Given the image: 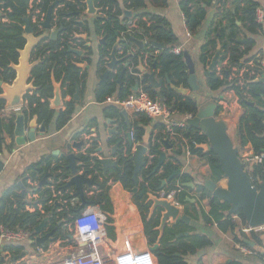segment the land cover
Instances as JSON below:
<instances>
[{"label": "trees", "instance_id": "16d2710c", "mask_svg": "<svg viewBox=\"0 0 264 264\" xmlns=\"http://www.w3.org/2000/svg\"><path fill=\"white\" fill-rule=\"evenodd\" d=\"M4 1V2H3ZM0 2V80L4 83L11 84L16 79V72L12 69L13 64H18L19 52L26 46L24 38L25 18L29 17L34 28L35 35L41 36L44 30L39 25L34 23L33 17L38 14V17L47 15L49 7L55 0H34L33 8L28 14L30 0H3ZM53 14L52 24L59 28L64 27V31L59 35L57 40H44L40 43L33 53V62L40 61L35 67L32 79L36 88L32 94L26 97L27 105L22 113L27 121L38 116L39 121L43 123H51L54 116H58L57 130L64 128L75 114V93L81 87H85L87 72L82 71L77 65L81 62H91L92 48L87 47L85 42L75 40V36L88 33V25L77 23L78 14L86 11L84 0H58ZM232 1V9L226 10V5ZM126 9L132 10L135 17L132 22L136 23V28L130 29L127 22L122 23L119 17L122 14L119 0H95V6L100 10L99 16L95 21V30L97 35L103 37L105 42L100 46L101 59L99 63V72L106 73L107 62L110 59V53L120 40L117 50V58L125 59L129 64V69L124 72L121 83L119 75L126 66H119L116 73H112L106 81H102L96 89V97L98 102H106L110 97L117 94L120 100L125 99L135 87L138 81L140 86L148 93L154 101H163L173 111L182 115L191 114L194 117L199 112V102L195 97H184L177 94L172 87L189 88V75L184 59V51L181 56L171 53L172 49L179 47L178 39L173 32L171 25L164 18L152 13H144L143 11L152 6L155 8H165L168 6V0H123ZM216 6L220 20L215 26L208 31L205 38V43L201 46L199 61L206 70L211 63L218 46H221L222 60L220 62L221 72L217 70L211 73L206 81L207 88L211 92L219 90L233 91L239 99V103L243 108V114L238 124V141L240 148H245L247 145L253 147L254 154L264 153V83L254 82L256 76L250 77L249 74H244V86L237 85L238 79L232 78L234 68L236 74L247 68L257 74L262 71L257 63V55H252L257 41L256 37L262 33L263 25L258 22V11L260 4L255 0H180V7L184 15L185 24L191 35L196 36L206 20L208 8ZM39 12V13H38ZM7 18L9 23L2 22L3 18ZM40 19V18H39ZM226 20L227 24H223ZM240 23V25H238ZM73 41V42H72ZM136 41L143 42L144 49H138ZM244 41V42H243ZM77 43L87 52V58H80L78 55L69 52L70 43ZM163 44V50L157 49L154 44ZM135 50V51H134ZM160 51L155 57L153 54ZM148 55V66L151 72H155L157 79L164 82L165 86L161 89L152 88L145 77H139L135 74H140L138 67L140 63L145 61V56ZM224 63L226 65L222 66ZM253 63L254 67L249 64ZM155 67V68H154ZM167 79L170 84L166 86ZM53 80L62 83L63 97L72 98L71 101L65 103V110H52L50 101L54 98ZM140 87V88H141ZM1 93V90H0ZM254 103V106L250 105ZM5 110V102L0 100V155L5 147L4 135L6 133L14 135L15 121L17 113L12 112L8 122L2 117L1 112ZM115 114H120L119 108H113ZM221 108L218 106L217 116ZM139 120L133 125L134 143L139 145L143 143L145 136V127L151 126L152 119L146 115H137ZM158 130L156 138L149 145V155H153L152 164L146 169L148 157L145 156V166L141 170L139 177H143L141 188L147 187L151 192H160L162 182L168 180L169 177L178 170V168L169 159L164 162L161 169L155 172L158 165L159 154L162 142L167 140L168 134H165L166 126L157 124L154 126ZM174 132L187 140L185 143L181 138L178 141H168L169 145L178 147L176 154L181 156L183 151L189 150L192 154L200 157H206L211 168V179L219 182L224 179L220 161L218 157L210 152L204 154L200 149L201 145L208 142L207 137L199 130L190 126L185 128H174ZM117 140H113L111 144H117ZM165 145V144H164ZM97 152V144L93 146L86 154L78 155V167L80 172H84L87 176H92L98 190L101 192L93 196L90 200L92 204L99 205L105 212L110 213V200L108 198L109 183L121 182L127 190H132L136 187L133 181L134 163L132 161V148L128 146L127 153L124 149L117 153V160L120 162L121 170L109 169L104 175L101 171V164L98 157L93 155ZM58 163L52 167L51 159H43L42 161L32 165L28 170V174L23 178V185L26 188L30 187L28 181L40 183L46 176L54 178L56 181L71 177V172L68 168L66 158L57 160ZM4 169V163L0 157V174ZM264 173L263 167H254L249 176L253 183L258 185L259 179ZM138 177V178H139ZM180 181L184 191L176 196V200L186 207L189 206L188 188L184 185L193 182L191 174H183L171 180L166 191L170 192L177 190L175 184ZM65 183H60L56 186V191L66 192L64 189ZM49 183H46L42 189L37 191L40 194L41 211L38 205L34 212L26 210L30 203L26 197H22L19 193L20 187L13 186L3 191L0 199V226L10 229H24L29 232H35V229L42 221L49 217V228L54 229L58 224L65 220L67 223H72L75 218L83 212L79 207H72L70 204L64 205L65 209L58 211L55 202L59 197H54L52 189L48 188ZM162 191V190H161ZM201 198H208L210 210L206 212L202 208L196 213L200 214L206 224L218 225L222 232H232L235 235V242L241 246L248 247L255 253V247L252 248L250 243L259 246L261 251L264 250V231H253L247 236L243 232L246 228V219L242 211L230 215V204L221 201L214 195L208 192L202 185H199ZM65 200L70 201L68 194H65ZM136 202L140 200L135 197ZM142 200V199H141ZM139 208L143 213V220L146 229V235L150 245L157 242L159 233L155 230L160 223L159 218L148 220V207L145 204L138 203ZM188 213V211H187ZM109 219L108 223H112ZM63 225L58 228L56 237L67 236L63 233ZM183 228H186L182 232ZM191 227L184 222L178 223L173 227H166L161 246L154 252L159 260V264H188L186 257L195 256L200 251L212 245V241L203 234H196L190 230ZM190 230V231H189ZM107 231L110 236L114 235V228L107 226ZM191 232L186 237H179L180 234ZM69 236V235H68ZM4 251L14 255L19 254L21 249L15 246L4 247ZM179 254L180 256H177ZM262 254V253H261ZM264 259V254L260 256ZM232 264H242L234 262Z\"/></svg>", "mask_w": 264, "mask_h": 264}, {"label": "crops", "instance_id": "0c3cea01", "mask_svg": "<svg viewBox=\"0 0 264 264\" xmlns=\"http://www.w3.org/2000/svg\"><path fill=\"white\" fill-rule=\"evenodd\" d=\"M2 1L3 0H0V2ZM255 1L260 4L259 11L262 14V19L258 22H261L260 24L263 25V31L256 37L257 44L255 49L252 51V55L260 54V52L264 51V0ZM33 5L34 0H30L28 14H30ZM229 9H232V1H229L226 5V10ZM143 12L152 13L164 17L171 25V28L178 39L179 46L183 48L184 52H188L193 61L196 63L198 84L201 89L198 93L190 92L188 96L195 97L198 100L200 107H205L211 102L216 103L217 99L225 98V100H227V102H229L230 104L229 106L232 109V115L223 119L219 113L218 118L223 119L227 123L228 127H230L231 123H233V120L238 121L239 115L237 113H242V110L237 95L235 94V92L227 91L225 89L219 90L217 92H211L207 88V78L204 76V73L207 71L208 68L205 70L199 61L200 49L201 46L205 43V38L207 36L208 31L212 28V26L216 25L217 21L221 19L217 13L216 6L213 5L208 8L206 20L196 36L191 35L186 27L184 15L180 7V0H168V6L165 8H155L152 6H148V8ZM95 21L96 17L88 15L86 11L82 12V14H78L76 18L77 23L81 22L83 24L88 25V33L79 34L86 35L87 40L79 41L85 42V45L87 47L92 48V56L90 57V63L84 60V62H81V65L83 64L84 67H79L82 69V71L87 72V77L85 80V87H81L75 93L76 111L69 123L61 130H57V115L54 116V119L49 124H45L41 121H38V129L41 127L42 124H45V132L40 133L39 131H37L36 140L30 141L27 139L24 145L17 144V138L15 134L13 136L8 133L4 135L5 147L0 155L1 160L4 163V169L0 174V199L4 190L13 186H19V183L23 184V178L27 176L30 167L42 161L43 159H51L53 162V167L58 163L57 160L66 158L69 152H72V154H75L76 156L80 155L81 153L86 154L95 142L97 144V152H95V154L93 155L94 157L103 159V157L112 156L113 159L117 160L116 155L121 150V148H123L124 152H126L128 146H130L128 134L130 135V132H133L132 127L137 122V120H139L138 116L127 112V117H124L122 115L123 110L120 108V114L117 115L112 109L118 107L110 105L106 102H98L96 97V89L102 82L101 77L105 73L101 74L99 72V63L101 59L100 46L103 37L97 35L95 30ZM2 22L9 23V20L4 17ZM223 24H227L226 20L223 21ZM238 25H240V23ZM75 44L77 45V43ZM136 46L138 49H140L138 45ZM76 49L83 52V55L79 56L80 58H87V52L85 50H83L81 47H78ZM159 52L160 51H156L153 55L156 57ZM148 57V55L145 56L143 66L148 72H151L147 62ZM124 65L129 66L128 63ZM224 65H226V63H224L222 66ZM218 68H221L220 64L218 65L217 69ZM139 77L142 76L139 75ZM168 84L169 83L167 79L166 86ZM176 93L180 94L178 92ZM30 94H32V92ZM115 97H117V94L115 95ZM71 100L72 98L68 96L64 99V105L61 108H53L51 106V102L50 107L52 110H56L57 112L61 109L65 110V103ZM11 114L12 112L6 109L1 112V115L5 119V122L9 121ZM185 118V115L177 113L173 117V121L182 122ZM31 120L32 119L27 121L28 125ZM157 124L162 125L165 123L162 119H152L151 127L153 128V140L158 134V130L154 127ZM164 133L168 134L167 132ZM180 138L185 143H187V140H185L181 136H177L176 139L167 138V140L178 141V139ZM113 140H117L119 142H117V144H111L110 142ZM81 142L84 143L81 149L68 148L69 145H74L75 143ZM118 144H120L119 151H117L116 154L113 155V149ZM177 149V146H172V149H168V147L162 143L160 151L167 154L166 161L168 159L172 161L173 164H175V166L178 168L177 171L181 172V174L178 176H182L183 174L187 173L191 174L194 180L193 182H191L194 186H188L187 184L184 185V187L188 188V193L191 196L188 200L189 206L186 207L184 205H181L177 200L175 201V203L178 204L182 210L181 217L187 216L189 218V222H184L180 218L178 219V221H176L175 224H172L169 221L166 227H173L180 222H184L186 225H189L191 227L190 230L195 231L196 234L206 235L212 241V245L210 247L205 248L195 256L186 257V261L188 262V264H227L229 261V264H232L234 262L242 264H264V259L260 257L262 254H264V250L261 251L259 249V246H256L254 243H252V248L255 247V253L253 255L243 254L240 250L241 245L235 242L234 233L230 231L225 233L222 232L221 230H219L218 225L216 223L206 224L200 214L196 213L194 207H196L197 210L202 208L206 212H209L210 210L208 198L202 199L199 191V185H202L201 180L204 178L211 179L212 172L209 165V161L206 157L194 155L187 149L183 151V155L179 156L175 153ZM147 152H149V147ZM88 177L92 179V176ZM70 178L71 177L56 181L54 178L47 176L46 183H49V186L47 187L53 190L54 197L59 196V198L57 199L58 201L54 203L56 208H58V211H62L63 209H65L63 202V200H65V194H68L70 199L76 197L75 187L65 188ZM138 182L139 189L141 190V183L143 182V177H139ZM40 183H34L31 182V180L28 181L30 187L26 188L24 197H26V200L30 203L26 207V210L29 212L35 211L36 208L34 207V204L38 205L39 209L43 211L42 205L40 204V194H38L39 192L37 193V191L39 189H42L46 183L42 187H39ZM60 183L66 184L64 185V189H67L65 193L62 191H56L55 188L57 185H60ZM170 183L171 181L167 182L163 189L164 191H166ZM217 184L222 188L227 187V182L225 179L220 180ZM175 187L180 192L184 191V188L180 181L176 182ZM85 191L88 204L82 209V211L92 206H95L92 204V201L90 199L101 192L100 190H98L97 186L89 187L87 185H85ZM19 193L23 197V189L21 187ZM156 194H158V192H156ZM136 196H138V194H132L123 186L121 182L111 181L109 183L108 198L110 200V213L105 212L103 209H101L99 205L97 206H99L103 213H106L108 215V221L109 219H112L113 222L108 223L107 226H111L114 228V235L110 236L109 232L107 231L108 236L103 243L102 251L106 259H109V261L113 260L117 254L123 251L134 250L136 252H145L146 254L152 256L153 264H159L158 258L156 257L154 252L150 250V247L152 245H150L149 239L146 235L143 213L139 208L138 203L145 204L149 208L147 212L149 221L153 218L160 219V215L156 214L155 217L150 218L149 215L151 203L147 202L146 197L140 198L139 196L138 197L140 200L137 203L135 200ZM78 199L80 200V203L77 204L75 207L80 208L82 206V201L80 198ZM125 215L127 218H125ZM70 225L71 223H67L65 221L63 225V233H65V235L68 233V235L73 236L72 231L70 232ZM50 230V228L49 230L46 229L44 234L48 233ZM185 230L186 228H183L182 232H184ZM260 231H264V228ZM30 233L32 234V238L28 242H25L23 244H6L2 248L0 246V264H21V262H23L22 264H53L58 260H62L65 257H70L76 252H78L79 248L74 245V242H64V240L71 238L67 235L62 236L60 238L57 237L56 242L45 243L44 248H42L44 250L50 249V247L52 246V252L50 253V255L49 253H47L46 255L38 254V248L41 247L36 244V241L40 235H36L35 232ZM190 233L191 232L180 234L179 237H186L190 235ZM246 235L249 236V234ZM156 243H158V239ZM159 245L161 246L160 243ZM7 246H15L17 248H20L21 251L19 254L14 255L10 252L4 251V247ZM32 257L36 258L33 260Z\"/></svg>", "mask_w": 264, "mask_h": 264}, {"label": "water", "instance_id": "95a60500", "mask_svg": "<svg viewBox=\"0 0 264 264\" xmlns=\"http://www.w3.org/2000/svg\"><path fill=\"white\" fill-rule=\"evenodd\" d=\"M58 0H55L54 3L49 7L46 18L44 22L41 23V28L44 30V33L41 36L34 35V28L32 26L31 19L29 17L25 18V30L24 38L26 40V46L23 50L19 52L20 58L18 64H13L11 67L16 72V79L13 83L8 84L0 80V100L5 102L6 110H13L18 108H24L26 105V97L31 92L35 91L34 86L33 72L35 67L40 63V61L33 62L32 54L37 48V46L42 43L44 40H57L59 35L65 30L64 27L56 28L52 24L53 14L56 6L58 5ZM122 14L119 17L122 23L133 21L135 14L132 10L125 8L123 0H119ZM86 6V13L90 16H95L96 19L99 16L100 10L95 6V0H84ZM81 23V22H79ZM75 40H87L86 35H76ZM73 42V41H72ZM71 42V43H72ZM105 42L103 38L101 44ZM121 40L114 45L111 53L110 59L107 62V71L101 77L102 81H106L108 77L117 71L119 66L126 64L125 59L117 58V50ZM244 42V41H243ZM136 45L142 50L145 45L142 42L136 41ZM158 49L163 50L165 46L163 44H154ZM69 52L82 56L83 52L74 48L71 44L69 46ZM184 59L187 66V72L189 75V88L185 89L183 87L176 88L172 87L176 92L180 93L182 96L187 97L188 94L200 92V86L198 84V76L196 73V63L193 61L188 52H184ZM222 60L221 55V46L219 45L215 55L213 56L210 65L208 66L207 71L204 73V76L207 78L211 73H214L217 70L218 65ZM78 67L83 68L84 65L78 64ZM125 66V65H124ZM155 68V67H154ZM129 69V66L124 67L123 71L119 75L118 83H121L124 72ZM140 74H135L136 76H143L148 80L149 85L154 89H161L165 86L164 82L157 79V76L154 72H148L143 63H140L138 67ZM254 82L264 83V78L256 79ZM170 84V80L168 79ZM54 85V98L50 101L51 106L55 109L61 108L64 105V98L62 93V83L56 82L53 80ZM140 88V83L137 81L135 83L134 91H138ZM77 98V94H76ZM254 106V103H250ZM218 105L215 102H211L205 107H199V112L197 116L192 119H189L188 125L190 127L199 129L206 137L208 142L200 146V149L203 150L204 154L213 152L220 161V166L224 174V179L227 182V187H220L217 182L210 178H204L201 180L202 186L214 197L218 198L221 201H225L230 204L231 208L229 214H235L238 211H242L246 219V224L248 227L253 229L264 228V173L261 179L258 181V185H255L249 176L248 172L245 170L243 161L240 156V146H235L231 136L228 132V125L223 120L217 116ZM122 115L127 117V112L122 111ZM39 119L35 116L31 122L27 123L25 115L20 112L17 113L15 121V136L17 138L16 142L18 145H24L26 140L35 141L37 131L40 133L45 132V124H42L38 129ZM29 127V128H28ZM145 136L143 143L139 144L135 152L132 155V161L134 163V172H133V181L136 184V187L132 190H129L132 194H138L140 198L146 197L147 202L151 203L150 215L149 217H155L156 214L160 215V226L155 230L159 232L158 243L150 247L152 252H155L159 249L161 239L163 238L165 228L167 223L170 221L172 224H175L178 219L181 218L184 222H189L187 216H182V210L178 204L175 203L176 199H168L167 196L160 198L156 193L151 192L147 187L139 189L138 177L141 170L145 166V156L147 155L148 147L152 141L153 128L151 126L145 127ZM130 147L133 148V141L128 134ZM168 149H172V146L169 145L167 140H161ZM83 142L75 143L74 145H69L68 148H77L81 149L83 147ZM120 144H118L113 149V155L119 151ZM158 165L155 168V172L161 169L162 165L167 159V154L159 151ZM68 161V168L71 172V178L68 181L65 188L75 187L76 188V197L80 198L82 201V206L80 209H83L87 204L85 185L92 187L96 186V183L93 179H90L86 173H80L77 161L78 157L72 152H69L66 156ZM101 164L100 171L106 175L109 169H118L121 170V165L118 160H115L111 157H103L99 159ZM180 171L174 172L168 179L170 182L174 177L180 175ZM168 181L162 182V187L160 191L164 189ZM47 182V176L41 181L39 187H42ZM188 186H194L193 183L187 184ZM19 186L23 189V197L25 196L26 189L22 183H19ZM149 220V219H148ZM62 223H65V220L61 221L58 226L54 229H51L48 233L44 234L45 230L49 226V217L44 219L42 223L35 229V234L40 235L37 238L36 244L44 248L45 243L56 242L57 237L56 233L58 228L61 227ZM187 235V234H186ZM72 237L71 235H69ZM252 246L253 244L250 243ZM179 256V254H177ZM230 261L227 263L229 264Z\"/></svg>", "mask_w": 264, "mask_h": 264}, {"label": "built area", "instance_id": "2783aa9c", "mask_svg": "<svg viewBox=\"0 0 264 264\" xmlns=\"http://www.w3.org/2000/svg\"><path fill=\"white\" fill-rule=\"evenodd\" d=\"M39 13V12H38ZM40 18V19H39ZM262 14L258 11V21H261ZM45 16L42 15L38 17V14H35L33 17L34 23L38 24L41 28V23L44 22ZM261 23V22H259ZM127 25L130 29L136 28V23L128 21ZM74 48H78L75 43H70ZM171 53L177 56L183 54L182 47H176L172 49ZM259 68L262 70L257 74L253 71H250L247 68H244L240 74H236V69L234 68L232 78H237V85L243 87L245 82L243 80L244 74H249L250 77L256 76L257 79L264 78V51L256 57ZM251 67H254L253 63L249 64ZM217 71L220 73L221 68H218ZM106 103L118 107L122 110H125L128 113L133 115H146L150 119H162L166 126V131L170 139H176L178 136L174 132V128H185L188 125V120L194 118L193 115L187 114L186 118L182 122L173 121V117L177 112L169 108L163 101L157 100L154 101L150 98L148 93L143 89L138 91H132L128 97L123 100H120L117 97H110L106 100ZM217 105L221 108L220 115L223 119L226 118V115L232 109L230 108L229 102L225 98L217 99ZM24 108H18L10 110L11 112L20 113ZM130 137L134 143V132H130ZM138 145L134 143L132 148V155L135 152V149ZM127 153V151L125 152ZM244 155H241L245 170L248 174H251L254 167H263L264 168V153L254 154L251 153V149L244 152ZM190 154V153H189ZM148 157V162L146 163L145 168L147 169L151 164L154 158L153 155H149V152L146 155ZM179 190H173L170 192L160 191L158 196L164 198L167 196L168 199H176V196L179 194ZM59 197V196H56ZM64 205L70 204L72 207H75L80 203V200L75 197L70 201L63 200ZM108 224V215L103 213L99 206H92L85 209L79 217H77L70 225V232L72 231L73 236L70 239L64 240L65 243L70 241L74 242V245L77 246L78 252L70 257H65L62 260H58L53 264H153V258L151 255L146 254L145 252H136L134 250H127L120 252L116 255L113 260L106 259L102 249L103 243L107 239L108 232L106 226ZM72 229V230H71ZM263 228L253 229L251 227H246L243 229V232L250 234L253 231H260ZM32 234L23 229H8L3 226L0 227V246L1 248L6 244L13 243H25L30 241ZM52 247V246H51ZM42 249L38 248V254L46 255L47 253L52 252V249ZM241 252L245 255H253L254 252L248 247L241 246ZM37 257V256H36ZM36 257H32L34 260ZM29 264V263H28Z\"/></svg>", "mask_w": 264, "mask_h": 264}, {"label": "rangeland", "instance_id": "374dc122", "mask_svg": "<svg viewBox=\"0 0 264 264\" xmlns=\"http://www.w3.org/2000/svg\"><path fill=\"white\" fill-rule=\"evenodd\" d=\"M241 106V105H240ZM241 110H242V113H237L238 115H239V117H238V121H232L233 123H231V125H230V127L228 128V132H229V135L231 136V138H232V140H233V142H234V144H235V146H239V141H238V132H239V130H238V127H237V125L239 124V121H240V118H241V116H242V114H243V108H242V106H241ZM232 115V112L230 111L229 113H228V115H226V117H229V116H231ZM241 115V116H240ZM238 122V123H237ZM237 123V124H236ZM249 149H251V153L253 152V147L249 144V145H247L245 148H242L241 150H240V156L241 155H244L245 153V151H248ZM23 262H21V264H22Z\"/></svg>", "mask_w": 264, "mask_h": 264}, {"label": "bare ground", "instance_id": "6f19581e", "mask_svg": "<svg viewBox=\"0 0 264 264\" xmlns=\"http://www.w3.org/2000/svg\"><path fill=\"white\" fill-rule=\"evenodd\" d=\"M122 202H123V201H122ZM123 203H124V202H123ZM126 206H127V205H126ZM124 210H125V209H124ZM125 218H127L126 215H125ZM132 219H133V218H132ZM130 225H131V224H130ZM130 225H129V226H130ZM132 228H133V227H132ZM131 230H132V229H131ZM130 234H131V233H130Z\"/></svg>", "mask_w": 264, "mask_h": 264}, {"label": "clouds", "instance_id": "9594fccd", "mask_svg": "<svg viewBox=\"0 0 264 264\" xmlns=\"http://www.w3.org/2000/svg\"><path fill=\"white\" fill-rule=\"evenodd\" d=\"M149 264H150V262H149Z\"/></svg>", "mask_w": 264, "mask_h": 264}]
</instances>
